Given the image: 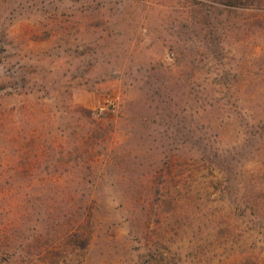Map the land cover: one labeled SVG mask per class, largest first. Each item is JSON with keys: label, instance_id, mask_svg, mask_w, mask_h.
Listing matches in <instances>:
<instances>
[{"label": "rangeland", "instance_id": "obj_1", "mask_svg": "<svg viewBox=\"0 0 264 264\" xmlns=\"http://www.w3.org/2000/svg\"><path fill=\"white\" fill-rule=\"evenodd\" d=\"M0 264H264V0H0Z\"/></svg>", "mask_w": 264, "mask_h": 264}, {"label": "trees", "instance_id": "obj_2", "mask_svg": "<svg viewBox=\"0 0 264 264\" xmlns=\"http://www.w3.org/2000/svg\"><path fill=\"white\" fill-rule=\"evenodd\" d=\"M222 4L224 5H231V6H238V5H244V3L247 2V4H251L252 0H219ZM199 4H202L201 2H198ZM206 10V15H209L210 10L207 7H211L210 5L207 4H203ZM166 180H164V178H160L159 184L156 188L155 191V195H156V199H158V197H162V188H164L166 186ZM88 244V242H84L83 247H85Z\"/></svg>", "mask_w": 264, "mask_h": 264}]
</instances>
